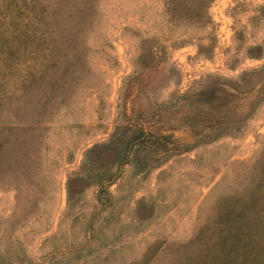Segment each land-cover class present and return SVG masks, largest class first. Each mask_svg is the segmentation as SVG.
Returning <instances> with one entry per match:
<instances>
[{"label": "rangeland", "instance_id": "374dc122", "mask_svg": "<svg viewBox=\"0 0 264 264\" xmlns=\"http://www.w3.org/2000/svg\"><path fill=\"white\" fill-rule=\"evenodd\" d=\"M261 4L213 0L211 23L173 25L163 0H98L82 37L87 80L50 118L39 174L0 180V264H217L237 195L264 177V100L242 133L171 154L158 167L126 163L110 183L102 180L116 167L110 153L98 168L82 166V152L127 121L118 97L143 37L173 41L146 97L164 101L209 74L238 78L262 65ZM209 39L210 53L199 52ZM254 44L262 45L259 57L247 55ZM171 132L193 141L187 129Z\"/></svg>", "mask_w": 264, "mask_h": 264}, {"label": "trees", "instance_id": "16d2710c", "mask_svg": "<svg viewBox=\"0 0 264 264\" xmlns=\"http://www.w3.org/2000/svg\"><path fill=\"white\" fill-rule=\"evenodd\" d=\"M212 1L163 0L173 25L211 23ZM97 2L0 0V180L9 181L13 172L23 179L39 174L40 146L50 118L74 86L87 80L89 48L82 37L96 18ZM256 10L264 17V4ZM210 40L200 43L198 51L210 53ZM171 44L153 37L140 40L134 68L118 97L127 121L116 124L107 140L83 149L82 166L89 162L101 168L110 153L109 163L116 167L102 179L108 183L126 163L138 171L158 167L171 154L242 133L255 106L264 100L263 63L242 70L238 78L209 74L186 90H173L164 101H148V89L154 88L157 67L168 59ZM246 52L259 57L262 45H250ZM11 82L14 86L8 89ZM128 109L136 120L131 121ZM179 128L187 129L193 141L173 136L171 131ZM233 220L219 246L217 264H264V177L237 195Z\"/></svg>", "mask_w": 264, "mask_h": 264}]
</instances>
